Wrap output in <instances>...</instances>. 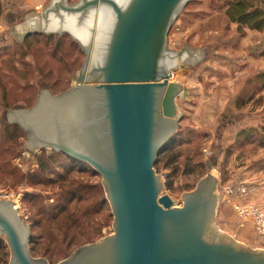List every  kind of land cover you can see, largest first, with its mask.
I'll list each match as a JSON object with an SVG mask.
<instances>
[{"label": "water", "instance_id": "95a60500", "mask_svg": "<svg viewBox=\"0 0 264 264\" xmlns=\"http://www.w3.org/2000/svg\"><path fill=\"white\" fill-rule=\"evenodd\" d=\"M41 14H22L21 27L42 19L25 33L62 34L77 40L84 65L66 92L39 86L32 109L15 107L5 121L24 130L25 150L52 147L83 160L101 173L115 216V233L76 249L58 264H264L255 250L216 230L217 195L212 175L174 205L153 165L158 150L182 119L183 87L172 82L180 65L192 69L206 48H167L172 23L188 0H50ZM0 234L11 248V264H49L28 250L30 229L17 204L0 198Z\"/></svg>", "mask_w": 264, "mask_h": 264}, {"label": "rangeland", "instance_id": "374dc122", "mask_svg": "<svg viewBox=\"0 0 264 264\" xmlns=\"http://www.w3.org/2000/svg\"><path fill=\"white\" fill-rule=\"evenodd\" d=\"M1 1L6 13L0 19V198L13 197L17 204L30 229V255L58 264L76 249L115 233L101 173L88 162L54 153L52 147L25 150L24 130L17 121L6 122L3 113L15 107L32 109L39 86H47L49 92L75 86L84 53L66 32L22 38L42 25V19L35 24L29 20L21 27V41H14L17 30L8 26L20 24L22 14H41L51 2L41 0L35 8L21 6V0ZM76 1L67 0L70 5ZM232 1L188 0L172 23L167 48H198V38L208 30L230 32V24H237L227 15ZM246 1L264 11V0ZM209 55L192 69L178 65L171 74L172 82L183 87L177 101L182 119L155 158L154 174L162 185L159 196L168 195L182 207V195L212 175L218 197L213 227L246 247L264 250V238L253 220L239 214V209L250 207L264 212V83L256 79L264 71L252 69L251 76L226 83L222 71L214 69L218 61ZM242 130L250 133L239 140ZM0 240V264H11L4 234Z\"/></svg>", "mask_w": 264, "mask_h": 264}, {"label": "crops", "instance_id": "0c3cea01", "mask_svg": "<svg viewBox=\"0 0 264 264\" xmlns=\"http://www.w3.org/2000/svg\"><path fill=\"white\" fill-rule=\"evenodd\" d=\"M21 2L23 7L35 6V8H38L37 4H41V0H21ZM4 13L6 12H3L0 19H2ZM39 20H32V23L35 24ZM230 25L232 26L230 32L225 33L224 30L218 28V30H208V32L204 33L202 39L198 38V41L202 42L198 48H206V56L210 54L211 58L218 61L215 62L214 69L222 71L221 75L226 83L233 78L251 76L252 69L256 73L264 71V30L238 28L239 25L234 23ZM233 27H236V30ZM186 46L190 49H195L192 44H187ZM241 65L244 66L242 67ZM191 85L189 84V86ZM183 86H185V83Z\"/></svg>", "mask_w": 264, "mask_h": 264}, {"label": "trees", "instance_id": "16d2710c", "mask_svg": "<svg viewBox=\"0 0 264 264\" xmlns=\"http://www.w3.org/2000/svg\"><path fill=\"white\" fill-rule=\"evenodd\" d=\"M228 6L229 8L227 10V15L232 22H235L239 25V28L247 27L252 30H258V31L264 30L263 10L259 8H253V6L249 5L246 0H234L231 3H229ZM3 12H4V6L2 1L0 0V17L2 16ZM256 79H260L264 83V72L257 75ZM241 99L242 97H239L237 103L240 102ZM250 99L251 98H249V100ZM249 133L250 132H247L246 130H242L238 135L239 140H241L243 136Z\"/></svg>", "mask_w": 264, "mask_h": 264}, {"label": "built area", "instance_id": "2783aa9c", "mask_svg": "<svg viewBox=\"0 0 264 264\" xmlns=\"http://www.w3.org/2000/svg\"><path fill=\"white\" fill-rule=\"evenodd\" d=\"M172 78V77H171ZM239 214L247 220V216L253 220L259 235L264 238V212L258 208L250 207L247 209H239Z\"/></svg>", "mask_w": 264, "mask_h": 264}, {"label": "bare ground", "instance_id": "6f19581e", "mask_svg": "<svg viewBox=\"0 0 264 264\" xmlns=\"http://www.w3.org/2000/svg\"><path fill=\"white\" fill-rule=\"evenodd\" d=\"M178 67V66H177Z\"/></svg>", "mask_w": 264, "mask_h": 264}]
</instances>
